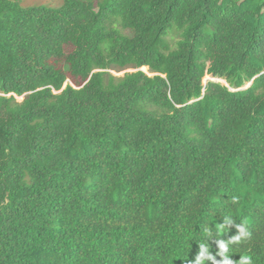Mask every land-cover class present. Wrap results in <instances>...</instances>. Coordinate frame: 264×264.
I'll return each instance as SVG.
<instances>
[{"label": "trees", "instance_id": "trees-1", "mask_svg": "<svg viewBox=\"0 0 264 264\" xmlns=\"http://www.w3.org/2000/svg\"><path fill=\"white\" fill-rule=\"evenodd\" d=\"M224 214L264 264V0H0V264H187Z\"/></svg>", "mask_w": 264, "mask_h": 264}, {"label": "clouds", "instance_id": "clouds-1", "mask_svg": "<svg viewBox=\"0 0 264 264\" xmlns=\"http://www.w3.org/2000/svg\"><path fill=\"white\" fill-rule=\"evenodd\" d=\"M230 200L232 204L238 203V197L236 196H231ZM222 216V223L203 227L202 234L204 238L202 241H197L199 244L198 253L194 260H187V264H207L208 261H211L212 264H253V258L247 254L239 255L238 260L232 258L236 254L235 248L252 236L249 228L250 221L245 219L237 223L232 215L224 214ZM233 226L238 230L237 234L231 236L230 239H222L221 233L228 232ZM213 239L218 248L215 255L211 251V244L209 243ZM217 256L222 259L217 260Z\"/></svg>", "mask_w": 264, "mask_h": 264}, {"label": "rangeland", "instance_id": "rangeland-1", "mask_svg": "<svg viewBox=\"0 0 264 264\" xmlns=\"http://www.w3.org/2000/svg\"><path fill=\"white\" fill-rule=\"evenodd\" d=\"M20 4L25 7H38V6H43V7H47V8H57L60 7L63 4V0H20ZM179 37V34H173L171 37L168 38L169 42L171 43L172 47L174 46L175 40H177ZM145 73L149 74L151 76V74L149 73L147 68L142 69ZM136 69H127L125 71L122 72H118V71H111V73L115 76V77H123L124 75H126L127 73H134L136 72ZM213 79L211 76H206L203 83L206 84L207 81ZM215 81H219L222 82L223 84L226 85V82L223 80H219V79H215ZM68 85H72L75 88H77L78 86L71 80L69 79L67 81V83L65 84V87ZM19 101H22V99H19Z\"/></svg>", "mask_w": 264, "mask_h": 264}, {"label": "water", "instance_id": "water-1", "mask_svg": "<svg viewBox=\"0 0 264 264\" xmlns=\"http://www.w3.org/2000/svg\"><path fill=\"white\" fill-rule=\"evenodd\" d=\"M143 71V70H142Z\"/></svg>", "mask_w": 264, "mask_h": 264}]
</instances>
